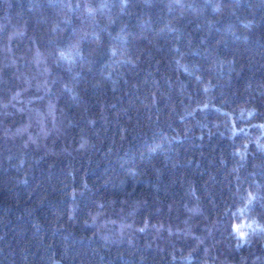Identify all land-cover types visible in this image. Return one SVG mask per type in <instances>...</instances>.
I'll use <instances>...</instances> for the list:
<instances>
[{
  "label": "trees",
  "instance_id": "16d2710c",
  "mask_svg": "<svg viewBox=\"0 0 264 264\" xmlns=\"http://www.w3.org/2000/svg\"><path fill=\"white\" fill-rule=\"evenodd\" d=\"M0 264H264V0H0Z\"/></svg>",
  "mask_w": 264,
  "mask_h": 264
}]
</instances>
